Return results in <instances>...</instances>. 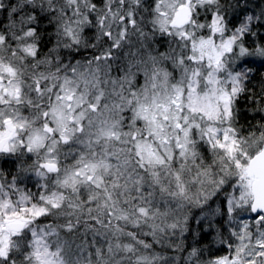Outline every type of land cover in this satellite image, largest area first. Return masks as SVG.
I'll return each instance as SVG.
<instances>
[{
  "label": "snow or ice",
  "instance_id": "1",
  "mask_svg": "<svg viewBox=\"0 0 264 264\" xmlns=\"http://www.w3.org/2000/svg\"><path fill=\"white\" fill-rule=\"evenodd\" d=\"M0 264H264V0H0Z\"/></svg>",
  "mask_w": 264,
  "mask_h": 264
}]
</instances>
